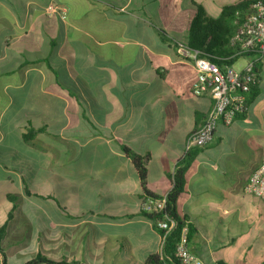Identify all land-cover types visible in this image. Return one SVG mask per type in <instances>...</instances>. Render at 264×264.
<instances>
[{
    "label": "crops",
    "instance_id": "1",
    "mask_svg": "<svg viewBox=\"0 0 264 264\" xmlns=\"http://www.w3.org/2000/svg\"><path fill=\"white\" fill-rule=\"evenodd\" d=\"M211 1L0 0V184L19 199L5 264L27 252L65 264H143L158 253L123 148L144 160L148 191L166 196L211 109L175 43L197 6L216 18L240 0ZM52 3L65 13L48 15ZM256 75L246 113L197 149L176 202L203 264H264V201L243 192L264 157V56Z\"/></svg>",
    "mask_w": 264,
    "mask_h": 264
},
{
    "label": "built area",
    "instance_id": "2",
    "mask_svg": "<svg viewBox=\"0 0 264 264\" xmlns=\"http://www.w3.org/2000/svg\"><path fill=\"white\" fill-rule=\"evenodd\" d=\"M65 9L54 3L46 8L48 15L61 16ZM236 29L229 38L233 50L228 57L222 58L218 65L181 43H175L177 55L188 60L196 73L192 93L196 97L207 96L211 100V109L203 123L185 142V151L206 147L212 140L219 122L230 125L235 117L242 116L248 108V94L257 82L256 65L264 56V0H254L248 11L241 16L236 13ZM243 58L246 60L238 70L226 61ZM243 192L264 201V157L259 166L250 175L243 187ZM166 196L159 199L146 198L140 204L143 215L155 216L154 227L160 234L161 252L166 236L176 228L175 220L164 214ZM188 225L184 222L179 228L174 244L173 258L176 264H203L188 249ZM163 261L162 256L160 257ZM162 264H167L163 262Z\"/></svg>",
    "mask_w": 264,
    "mask_h": 264
},
{
    "label": "trees",
    "instance_id": "3",
    "mask_svg": "<svg viewBox=\"0 0 264 264\" xmlns=\"http://www.w3.org/2000/svg\"><path fill=\"white\" fill-rule=\"evenodd\" d=\"M254 0H240L233 5L225 6L221 9L218 17L211 18L206 15L202 7L197 6L195 16L191 22L188 33L185 40L181 43L186 47L195 50L199 53L200 57L207 58L208 60L221 65L223 62L222 58L228 57L232 54V50L229 46V38L234 33L236 26L234 24L236 13L241 16L246 13L253 3ZM235 59L226 61V64H232ZM255 86V85H254ZM254 86L251 87L250 93L248 94V103L251 102L256 92H252ZM123 152L131 159L132 164L136 170L140 187L146 198L159 199L160 197L150 193L147 189V174L144 166V160L131 152L126 147L123 148ZM197 149H191L187 151L183 158L176 162L172 174L170 176L171 188L166 195V203L164 208V214L169 218L176 221L177 226L173 229L165 238L161 252L154 253L147 257L143 264H176L173 258L174 244L178 238L179 228L185 219H181L176 214V202L180 195L183 193L186 173L192 165L196 156ZM26 192H28L26 190ZM148 219L154 223L155 216L145 215ZM155 228V227H154ZM156 229V228H155ZM157 231V230H156ZM5 233V227L0 228V264H5V256L1 248V241ZM193 229L188 225V240L193 235ZM162 256L163 261L160 257ZM24 264H65L50 262L41 258L39 255L28 260Z\"/></svg>",
    "mask_w": 264,
    "mask_h": 264
},
{
    "label": "rangeland",
    "instance_id": "4",
    "mask_svg": "<svg viewBox=\"0 0 264 264\" xmlns=\"http://www.w3.org/2000/svg\"><path fill=\"white\" fill-rule=\"evenodd\" d=\"M205 3L207 5H210L211 7L214 6L211 0L210 1L206 0ZM245 62H246L245 59L238 58L232 66L234 69L238 70L243 64H245ZM0 161H1V156H0ZM8 161L11 162L10 158ZM71 196L72 195H70V198H72ZM18 200H19L18 195L14 192L13 186H11V184H4V185L0 184V228H4L5 226L7 227V223L10 221V219L16 217V214L18 213V207H19ZM68 201L71 202V199H68ZM108 203H109V200H108ZM36 244L38 245V248L40 250H42V248L47 249L46 245L40 244L38 239H36V242L34 243L35 247H36ZM37 255H39L41 258L45 260L53 262L52 261L53 259L48 258L47 256L42 255L41 253H37ZM35 256L34 254L29 255L28 252L23 253V254H18L14 257V259L11 258L12 260L10 261V264H24L25 262L34 258ZM8 262H9V258H8ZM55 263H58V262H55Z\"/></svg>",
    "mask_w": 264,
    "mask_h": 264
}]
</instances>
